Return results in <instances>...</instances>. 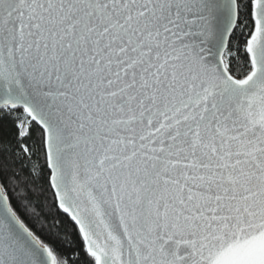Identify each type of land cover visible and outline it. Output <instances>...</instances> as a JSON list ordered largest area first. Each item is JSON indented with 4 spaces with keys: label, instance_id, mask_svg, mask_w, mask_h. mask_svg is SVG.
I'll use <instances>...</instances> for the list:
<instances>
[{
    "label": "snow or ice",
    "instance_id": "1",
    "mask_svg": "<svg viewBox=\"0 0 264 264\" xmlns=\"http://www.w3.org/2000/svg\"><path fill=\"white\" fill-rule=\"evenodd\" d=\"M0 264H264V0H0Z\"/></svg>",
    "mask_w": 264,
    "mask_h": 264
}]
</instances>
